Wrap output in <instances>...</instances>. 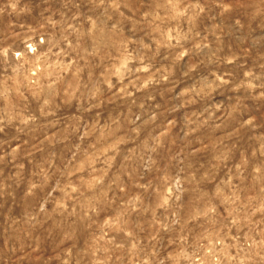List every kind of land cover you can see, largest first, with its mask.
<instances>
[{
    "label": "rangeland",
    "instance_id": "obj_1",
    "mask_svg": "<svg viewBox=\"0 0 264 264\" xmlns=\"http://www.w3.org/2000/svg\"><path fill=\"white\" fill-rule=\"evenodd\" d=\"M0 264H264V0H0Z\"/></svg>",
    "mask_w": 264,
    "mask_h": 264
}]
</instances>
